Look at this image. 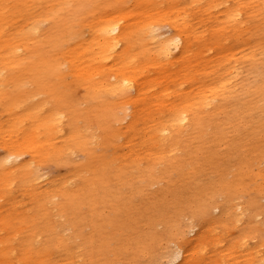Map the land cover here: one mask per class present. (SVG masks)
Returning <instances> with one entry per match:
<instances>
[{
	"label": "rangeland",
	"instance_id": "obj_1",
	"mask_svg": "<svg viewBox=\"0 0 264 264\" xmlns=\"http://www.w3.org/2000/svg\"><path fill=\"white\" fill-rule=\"evenodd\" d=\"M139 1L112 0L107 7L126 6V23L137 19ZM152 1L143 8L145 19L161 17L154 33H162L160 39L180 33L189 46L172 65L159 60L158 43L141 48L135 41L144 71L139 82L157 85L104 101L94 84L101 75L90 82L75 75L58 83L67 96L62 102L53 90L27 81V92L43 91L33 105L66 107L70 119L60 137L51 124L39 127L48 113L29 103L3 105L0 264H169L178 245L183 255L172 264H264V93L258 92L264 86V0ZM107 7L87 15L84 37L71 44L75 54ZM227 7L239 8V21L217 24ZM0 9L6 12L0 20L4 91L14 65L6 60L30 61L32 49L45 50L52 28L58 35L54 17L62 20L65 11L62 0H0ZM7 48L19 55L6 56ZM203 82L213 83V91ZM186 94L194 98L180 104ZM213 94L212 105L198 108ZM179 110L191 116L184 128L172 121ZM14 123L23 126L6 137L2 128ZM9 148L22 151L14 171L4 165ZM197 197L204 199L198 205Z\"/></svg>",
	"mask_w": 264,
	"mask_h": 264
},
{
	"label": "bare ground",
	"instance_id": "obj_2",
	"mask_svg": "<svg viewBox=\"0 0 264 264\" xmlns=\"http://www.w3.org/2000/svg\"><path fill=\"white\" fill-rule=\"evenodd\" d=\"M202 1L204 0H196L197 3ZM238 1L239 0H235L234 2ZM111 2L112 0H77L75 5H71L70 0H62L65 14L62 20H60L58 16L54 17L53 20L57 21L56 26L58 29V35H55V29L52 28V32L48 37L52 43L51 45L48 43V47L45 49L46 51L32 49L30 61L26 60L17 64H15V59L12 61L6 60V63L14 65L9 68L11 71L9 90L0 91V123L3 121V105H10L12 109H21L29 103L33 106L32 108L35 112H40L41 114L48 113L41 116L39 127L41 125L48 126V124H51L58 128L55 137L64 136L65 134L62 130L65 129L64 126L68 119H70L66 112V107L64 106L65 108H63L58 105L51 107L48 103H45L41 107L33 105L31 102H34L33 100L35 98H39L43 91L32 90L31 92H27L25 89L27 81L33 80L35 83L47 87L50 92L53 90L55 96L60 98V101L65 102L67 96L62 90L57 89L58 83H64L65 79H70V77L75 78V75L85 76L87 81L90 82L93 75L99 74L101 75V79L94 84L97 85L99 91L97 93H100L99 95L103 97L104 101L116 97L119 94L121 96L129 97L132 89L139 94H143L145 93L144 89H149L157 85V83L153 81H148V83H146V81L139 82L144 71L142 70L141 62H139L137 54H134L133 52L135 41L138 42V45L141 48H143L144 45L152 47V44L158 43L156 53L161 63H171L174 65L178 61L177 59L188 51L189 46L186 44L187 39H185L180 33H173L169 37L163 39L159 38L162 33H160V35L154 33L156 31L155 27H158L161 24V17L159 16L155 20L145 19V9L143 8L146 3L153 4L152 0H140L137 9V19L126 23L121 22L127 14V11L124 9L126 6H119V8L114 11L111 7H107ZM102 7H107V9H105L104 14L97 16L98 18L94 21L95 23L89 31V36L86 38V42L76 48L75 54L71 44L75 39L81 38L82 35L84 37L83 27L85 25L84 21H87V15L95 11L97 8ZM2 12L3 11L0 9V20L2 19V14L6 13ZM223 12L226 19L224 21H218L217 24L226 23L227 21H239L240 12L238 7H227ZM6 15L12 18V14ZM74 15L78 18L75 23L73 20ZM219 17L220 13L213 17V22H216ZM184 22L190 23V19L184 18ZM60 23H62L63 27L59 32ZM86 25H88V23ZM2 28L3 25H0V30ZM138 32L141 33V36L136 39L135 37L138 35ZM33 34H35L33 30L29 31V36H33ZM143 39L145 43H142ZM1 45L0 42V46ZM10 49L11 48H7L10 52L6 56L14 57L19 55L15 48ZM142 52H145L144 49ZM76 60L78 66L75 67ZM148 61L153 63L154 59H148ZM26 62L28 65H26L25 68ZM147 63L148 62L143 64V67H145ZM5 68L4 63L0 60V74L4 72ZM19 69H25L29 78H26V75L20 74ZM195 71L196 69H193L191 72L194 73ZM244 86H246L247 89L249 88L248 84H245ZM201 87L208 91H213L215 88L213 83L204 82L201 84ZM258 92L263 94L264 86L259 85ZM215 94L203 97L198 108L204 109L212 105L213 99L216 98ZM193 98L194 96L191 94H186L180 104L188 102ZM145 103H148V100H146ZM193 105L194 104L187 107ZM148 106L150 107L151 104ZM175 106L180 107L183 105L175 104ZM127 115L128 114H126V116ZM172 121L184 128L187 123L191 122V116L186 110H179L178 114L172 119ZM21 122L22 121L19 123ZM4 125L6 124H0V126ZM202 125L203 122L201 120L198 123V126L201 127ZM22 126L23 124H21L20 127ZM20 127L14 123L12 126L7 125L2 128L1 131L5 133L6 137H12L18 134L16 132ZM158 131H164L167 133L168 129L162 128ZM165 133L163 134V137H166L167 139L169 136H165ZM73 135H75L74 131L71 132L70 136ZM23 138L25 139L24 136ZM25 141H27L29 145L31 144V138L25 139ZM5 155V168L8 169V171L16 170L18 166L16 162L19 161L22 151H16L9 148L6 150ZM7 164H11V167H7ZM203 200L204 199L197 197V205ZM208 206V203L203 204V207ZM220 207V204L214 206V208ZM193 227L194 226H192V228ZM201 250L204 249L202 248ZM199 251L200 250L197 246L193 248L188 255L193 256ZM182 255V247L178 245L173 251L169 264H172Z\"/></svg>",
	"mask_w": 264,
	"mask_h": 264
}]
</instances>
